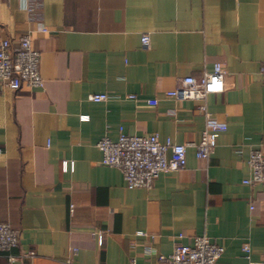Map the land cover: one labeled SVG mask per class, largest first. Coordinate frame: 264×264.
<instances>
[{"label": "crops", "instance_id": "crops-1", "mask_svg": "<svg viewBox=\"0 0 264 264\" xmlns=\"http://www.w3.org/2000/svg\"><path fill=\"white\" fill-rule=\"evenodd\" d=\"M31 30L43 88L0 83V222L20 238L0 264H163L197 235L225 247L217 264L264 261V186L245 183L264 145V0H0V39ZM216 63L223 93L166 97ZM209 123L227 130L199 159ZM121 132L187 144L188 163L130 189L97 146Z\"/></svg>", "mask_w": 264, "mask_h": 264}, {"label": "built area", "instance_id": "built-area-1", "mask_svg": "<svg viewBox=\"0 0 264 264\" xmlns=\"http://www.w3.org/2000/svg\"><path fill=\"white\" fill-rule=\"evenodd\" d=\"M41 3L34 2L30 6L33 15ZM38 31L48 32L49 29L41 24ZM33 32L28 31L13 41L9 38L0 39V83L15 91L24 88L34 90L43 88L44 79L40 73L41 54L33 47ZM142 47H150V35L142 36ZM226 69L222 63H216L212 72L201 76L188 75L178 79L175 89L166 93L168 99L184 101H204L208 95L223 93L226 90ZM264 78V67L261 68ZM135 98L134 95H129ZM109 99L106 93L91 94L89 100L103 102ZM152 106L159 104L158 99H148ZM205 107H203L204 109ZM227 130L223 123H209L202 131L198 143H192L196 148L199 159H209L217 147L218 135ZM102 152V162L105 165L118 168L122 171L127 186L130 189L153 187L155 181L164 173L178 171L186 167L187 144L174 143L168 138L162 142L158 135H129L120 133L118 139L105 135L98 143ZM2 149H0V154ZM251 176L245 180L246 184H260L264 186V145L251 152L249 158ZM180 235L179 238H182ZM19 232L11 224L0 222V253L11 252L19 245ZM244 252L249 257L251 248L244 245ZM77 249H74L76 252ZM225 247L212 241L206 235H197L191 244L177 243L170 255H160L163 264H217L223 256ZM26 256L34 257L35 252H28ZM8 260L15 263L19 257L9 255ZM64 264H72L66 259ZM132 264H135L133 261ZM250 264H264L263 262H250Z\"/></svg>", "mask_w": 264, "mask_h": 264}]
</instances>
